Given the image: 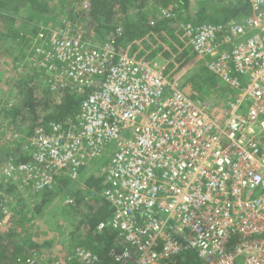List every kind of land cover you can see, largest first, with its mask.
<instances>
[{
	"label": "built area",
	"instance_id": "built-area-1",
	"mask_svg": "<svg viewBox=\"0 0 264 264\" xmlns=\"http://www.w3.org/2000/svg\"><path fill=\"white\" fill-rule=\"evenodd\" d=\"M249 3L247 15L182 22L195 56L233 92L222 102L190 96L157 61L80 27L49 29L36 51L56 104L68 87L84 97L25 136L27 160L0 158V185L42 193L101 163L90 175L111 212L96 231L114 242L105 257L80 244L17 264H183L191 251L201 264H264V0Z\"/></svg>",
	"mask_w": 264,
	"mask_h": 264
},
{
	"label": "rangeland",
	"instance_id": "rangeland-1",
	"mask_svg": "<svg viewBox=\"0 0 264 264\" xmlns=\"http://www.w3.org/2000/svg\"><path fill=\"white\" fill-rule=\"evenodd\" d=\"M83 1L0 0V153L3 155L2 158L18 155L15 152L21 150L25 136L34 129V125L45 121L49 112L55 110L54 106L57 103L55 93L48 88V80L39 65L36 51V48L47 39L49 29L65 28L70 24L80 27L94 39L99 41L108 39L114 42L115 34L112 31L94 22L88 16L89 13L83 15ZM176 1L170 0L169 6L174 5ZM237 1L192 0L189 1L188 12L194 20L199 18L198 21L202 18L205 20L211 17L218 18L223 16L224 7ZM160 2L161 0H129L127 12L123 13L119 10L114 25L118 27L119 32H122L127 21L136 22L140 16L137 11L141 5H143L141 10L148 14V19L156 20L160 15L158 9ZM171 30L176 35V39L172 37L169 39V35L165 34L167 32H164L163 37L173 43L175 50H179L181 42H185L187 48H192L184 32L172 28ZM147 42L155 45L159 42L161 44L163 40L157 35L149 38ZM129 46V50H134L131 44ZM140 50L141 47H138L134 53L139 54ZM190 54V62L181 69H178L176 63H172L178 55H174L170 60L160 56L150 59L157 61L164 68L167 76L176 80L190 96L212 102L229 99L233 92L228 86L218 76H213L195 54L192 52ZM25 81H30L31 87L34 88L29 105L20 88ZM100 166L101 163L91 165L80 181L70 182L73 189L79 188L83 191L86 201H83L81 206L68 203L69 196L56 192L59 183L52 190L50 197H46L43 205L42 193L35 194L25 189L20 191V188L17 189L14 184L12 185L15 188L11 189L9 183L3 185L5 189L1 186L0 264H17V258L25 255V248L26 251L30 250L29 246L23 245L25 240L48 245L43 249L60 253L70 252L74 244H82L87 230L80 221L100 196L93 188L88 186L82 188L86 186L89 175L97 171ZM6 200H9V213L4 211L3 204H6ZM30 252L32 251L28 253Z\"/></svg>",
	"mask_w": 264,
	"mask_h": 264
},
{
	"label": "trees",
	"instance_id": "trees-1",
	"mask_svg": "<svg viewBox=\"0 0 264 264\" xmlns=\"http://www.w3.org/2000/svg\"><path fill=\"white\" fill-rule=\"evenodd\" d=\"M90 2L91 9L88 16L94 22L98 23L101 27L112 31L113 34H115L114 44L116 46H121L124 49L129 50V44H131L134 47V50H129L131 54L146 59H150V57L160 56L163 59L166 58L170 60L172 59V57H174V55H178L176 56L175 62L172 61L173 64L176 63L178 65V69L184 68L188 65L191 56L190 52L192 51L190 47H186L185 42L180 43L179 50L174 49L173 43L169 42V39H171V37L172 39H176V35L173 34L171 28L175 31L183 33L184 30L182 28V22L185 21H223L238 17V15H247L250 13L249 0H238L236 3H233L230 6H226L222 9L223 16L221 18L211 17L207 20L202 18V20L198 21L199 18L194 20L193 18H191L188 12V7L190 3L189 0H177L172 6H169L170 0H161V5L158 7L159 11L160 8H169L173 12L175 11V18H164L160 14L156 20L151 19V21L148 19V14L141 10L143 8V5H141L139 6V10L137 11V14L140 15L139 19L134 23L127 21L124 30L122 32H119L117 29L118 27L114 25V22L117 18L119 10H121L123 13L127 12L129 0H90ZM164 32H167L165 34L166 36L169 35V39L163 37ZM157 35L163 40L161 44L159 42V44L157 43L155 45H151L149 44V42H147L149 38ZM138 47H141V50L140 52H138L139 54H135L134 51L135 49H138ZM20 88L21 92L24 93L25 99L27 100V103L29 105L33 98L34 88L31 87L30 81H25L24 85H21ZM83 97L84 93L79 92V90H77L76 88H66L61 102L55 104V110L48 114V116L45 118V121L62 120L68 115H72L78 109ZM35 125L34 129L38 125V123L36 126ZM34 129H32L29 134H32ZM18 150L20 149H17V151ZM15 153H18V155H13L14 158H17L18 160L22 161L27 160V158L23 155L24 153L22 149ZM2 157L3 155L2 153H0V158ZM9 184L11 186V189L15 188L12 183ZM70 184L71 183L68 180H61L56 188V192L64 193L67 196H73L75 198V203L73 204L81 206V203H83V201H86L85 196H83V191L79 188L73 189ZM1 186L5 189V186L0 185V187ZM86 186H88L89 188L96 189V192L100 191L101 189L99 180L95 176H89V178L87 179ZM52 193V190L42 192V205L46 202V197H50ZM110 212V205L100 195L96 198L94 204L90 206L89 210L85 212L86 214H84L82 220L80 221L81 225L87 230L86 238L82 242V244L103 257L106 256L109 247L114 242V234L108 230L100 232L96 231V227L101 221L105 220L110 215ZM24 244L26 246H29V251H38L43 249L44 246H48L44 244L39 245L28 240H25L23 245ZM75 245L77 246V244H74L70 252H72ZM29 251H26L25 248L26 253H28ZM183 264H201V261L198 258L197 254L194 251H191L187 254L186 260Z\"/></svg>",
	"mask_w": 264,
	"mask_h": 264
},
{
	"label": "crops",
	"instance_id": "crops-1",
	"mask_svg": "<svg viewBox=\"0 0 264 264\" xmlns=\"http://www.w3.org/2000/svg\"><path fill=\"white\" fill-rule=\"evenodd\" d=\"M190 2H192V0H189ZM234 3H236V2H234ZM239 16V15H238ZM218 18H221V17H218ZM191 49V48H190ZM191 51H192V49H191ZM192 53L194 54V52L192 51ZM43 250H45V249H43ZM45 251H49V252H51L52 253V251L51 250H45ZM28 253H25V255H27Z\"/></svg>",
	"mask_w": 264,
	"mask_h": 264
}]
</instances>
